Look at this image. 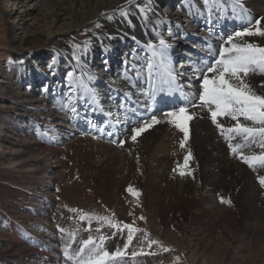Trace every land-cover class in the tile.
<instances>
[{
    "label": "bare ground",
    "instance_id": "obj_1",
    "mask_svg": "<svg viewBox=\"0 0 264 264\" xmlns=\"http://www.w3.org/2000/svg\"><path fill=\"white\" fill-rule=\"evenodd\" d=\"M241 2L246 10L244 14H241L239 9L234 14L231 3L226 2L220 6L219 11H213L212 23L209 24L208 11L204 8L202 0H150V3L149 0H133L131 5L127 0H15L12 5H16L14 13L17 22L15 24L12 22L8 27L7 38L11 40L10 43L7 42L9 48L15 52L23 49L38 51L39 49L32 48V41L28 39L42 35L46 45L50 48L40 55L56 58L51 66L45 65V68L39 69L34 66L35 62L30 60L38 52L37 54L35 51V53H25L23 57L13 54L12 66L14 67H10L8 73H4L5 68L0 69V99L3 102L0 105V186L4 187V184L10 186H5L10 192L8 204L0 205V215L9 220L10 228L7 233L0 231V264L4 261L9 264H38L40 254L45 256L41 247L48 250L47 241L43 237H37L24 225L25 222H32L31 215L27 213L24 217L16 214L12 216L13 207L9 205L13 203L22 210L27 209L49 225L45 220L48 214L45 211L47 207L41 203L46 200L53 202L51 196L47 195L48 191L38 193L39 190L32 195V188L25 185L33 183L34 187L39 186V179H42L40 176L47 174L50 175L49 178L57 181L60 177L59 156L65 150L74 151L79 148L88 150L91 154L97 152L110 162L126 163V165L128 162L132 164L138 155L143 164L142 169L144 168L147 172L146 185L150 190L154 189V193L157 194L155 204H160L159 206L169 213L170 204L167 205L161 200L164 194H168L171 188H177L181 192L186 190L187 195L191 194L192 203H195L197 210L201 212L194 214V219L203 221V227L210 224L212 227L219 226L221 217L224 215L225 218H229V222L233 221V207L222 203L221 197L227 200L228 191L231 190L232 194L236 191L237 193L233 195L234 198L236 196L237 207L240 211L241 224L239 227L249 233L252 229L246 228L245 224L257 226L258 232L264 231L262 226L264 224V194L261 195L264 186L260 184L258 186L254 182L259 176H264V168L248 169L246 168L248 165L237 154L233 153L230 156L227 153L226 149L230 150V141L211 122L206 109L199 107L189 109V113H194V116L188 122L189 139L184 148H181L179 144L183 139V133L164 118L163 114L171 110L153 114L161 119V123L157 124L158 128L147 129L135 142L130 139L132 128L151 117L146 107L135 103V101L145 100L140 93L145 91L148 85L147 74L144 71L148 53L143 46L149 41L156 42L158 36H163L171 45L168 59L174 70L181 71L186 67L191 68L187 58L190 54V43L196 42L202 45L209 43L207 45L217 53L219 46L224 43L228 35L245 27L255 26L257 19L261 21L260 26L264 27L263 17L260 18V15L248 10H254L257 7L264 8V0H241ZM146 3H149L148 10L146 13H141L139 7H143ZM162 6L164 8H161ZM30 10L36 12V16L32 17V23L28 25L26 17L31 15ZM125 10L127 11L126 16L122 14ZM103 13L107 15H102ZM49 19L50 23H48ZM226 26L231 29H226ZM77 28L88 29L84 39L78 40L79 43L86 39L90 40L86 52L77 53L80 56L79 63L73 59L71 45L75 42L66 39L67 36H72ZM229 30L230 32H227ZM21 36L25 38L24 48L13 44ZM243 41L264 47V37L245 36ZM124 46L127 49H124L126 52L123 53L124 58H121L123 64L120 65L121 59L119 63L114 59L111 64L109 63L108 71L112 73V78L110 84L107 85L102 81L99 73L92 72L93 67L100 65V58L97 54L101 53L102 59L112 60L111 55L118 53L119 49ZM60 62H65L75 77H83L85 82L95 84L96 88L93 89L98 94V106H90L85 99L78 98L75 102L77 113L74 117L59 110V105L68 92L69 81L68 74H64L67 69L61 67ZM24 72L26 73L23 75ZM47 74L51 78V81L47 80L49 84L44 83L43 80ZM192 74L188 75V72H184L182 76L178 75L179 78L177 76L180 86L186 92L191 91L187 81ZM89 76H91L90 81ZM40 80H43L41 86L30 88L26 92L28 85L36 86ZM246 80L258 95L264 96V74L251 73ZM193 83L198 89V81H193ZM113 88L114 92H112ZM126 92L132 94V100H125ZM76 95L79 97L80 93ZM122 103H125L126 109L120 107ZM99 107L103 108V112L98 110ZM28 109L32 111L31 114H27ZM42 109L51 112L46 114ZM108 112L113 114V119L119 114L122 122L115 127L111 124L106 125L109 119ZM89 121H92L96 127L90 126ZM220 122L226 128L234 123L227 117L220 118ZM241 122L253 126L252 122L243 120ZM102 126L105 128L103 132L100 131ZM62 127L67 130L69 135L66 137L69 136L68 138L60 135ZM109 133L112 135L109 136ZM94 136L97 138L94 139ZM62 138L67 141H63ZM120 140L125 141L123 146L119 145ZM231 143L240 144V152L248 156L258 155L264 151L258 137L250 138L248 141L236 137ZM189 151L192 158L189 160L186 172L190 171L191 174L181 176L179 171L183 166L184 156ZM118 152L119 156L116 155ZM54 160L58 165L54 164ZM192 177L195 185L190 184L189 180ZM167 180L171 182V185ZM160 184L164 187L161 188ZM141 185L143 186V183ZM216 192H222L220 198L213 196L217 194ZM49 193L51 195V192ZM160 194L162 196L159 199ZM33 199L38 204L40 202V206L44 207L42 209L44 212L32 207ZM166 225L169 224L166 223ZM190 233L191 238L183 241L187 245V253L184 254L188 256L186 255L185 259L192 264H215L218 256L209 253L210 243L203 245L200 238L196 237L197 232V234ZM20 234L25 240L17 238ZM170 237L174 239L172 235ZM19 245H23L20 255L22 257L21 260H16L14 247ZM242 252V245L235 246L234 251L224 252L225 254L218 259L217 264H226V262L228 264H257L255 259H247Z\"/></svg>",
    "mask_w": 264,
    "mask_h": 264
},
{
    "label": "rangeland",
    "instance_id": "obj_2",
    "mask_svg": "<svg viewBox=\"0 0 264 264\" xmlns=\"http://www.w3.org/2000/svg\"><path fill=\"white\" fill-rule=\"evenodd\" d=\"M12 1L15 2V0H0V69L5 68L4 73H8L10 71V67H14L12 66V55L17 54L18 56L23 57L25 53L29 52H36V54L38 52L36 56L30 59L32 62H35V67L40 69L45 68V65L51 66L52 63L55 61L56 57L54 58V56L47 57L45 55H40L41 53L45 52L46 50H49L50 48L48 47V45H46L44 37L42 35L39 37H32L31 39H28V41H32L33 47H31L34 49H39L38 51H26L25 49H23L18 50L19 52H15L13 49L9 48L8 43H10L11 40L7 38L8 27L9 25H11L12 22L14 24L17 22L16 14L14 13L16 5H12L14 3ZM161 8H164V6H162ZM248 10L251 13L255 12L257 15H260V18L263 17L262 19L264 21V8L257 7L254 10ZM30 11L32 12V10ZM34 16H36V12H32L29 17H26L28 19V25H31V19ZM50 22L51 20L49 19L48 23ZM87 30L88 29L86 28H77L74 34H72V36H74L75 38L69 35L66 37V39L71 40L75 43H79L78 40L84 39L85 34L88 32ZM13 44L23 47V44H25V38H22L21 36L20 39L13 42ZM124 47L120 48L118 53L111 55L112 60L102 59L101 53L97 54L98 58H100V65L93 67L92 72L99 73V76L101 75L100 78L102 79V81L106 82L108 85L110 84L112 78V73L108 71L109 63L111 64L113 59L115 62L119 63V59L124 58L123 53L126 52V50L124 49H127L126 46ZM122 59L120 60V65L123 64ZM88 65L91 64L88 63ZM60 66L64 67V69H67L64 74H68L71 71L68 66L65 65V62H60ZM25 73L26 72H24L23 75ZM45 78L43 79L44 83L49 84L47 80L49 79L51 81L50 75L47 74ZM42 81L40 80V83L37 82L36 86H29L27 84L28 89L26 92H28L30 88H38V86H41ZM89 85L92 88H96L94 86L95 84L89 83ZM114 91L115 89L112 92ZM2 103L3 102L0 99V105ZM27 111V114H31L32 112L29 109ZM42 111L46 114L51 112L46 109H42ZM22 112L26 114L25 111ZM128 125L131 126L130 124ZM154 126L152 127L153 129L159 127L157 124ZM60 131L61 136H65V138L69 137H66V135H69L67 134L66 129L62 127ZM63 141L67 140L63 139ZM80 149L81 148L76 149L74 151L65 150L59 156L60 162L58 163H61L58 169L60 170V177L57 181L56 179H52L51 177L49 178L50 175L47 174L44 176H40V178L42 179H39L40 183L39 186H36L37 188L34 187L33 183H30V185H25L26 187L32 188V195L38 192V190V193H47L48 191L47 195L51 196L53 202H48L46 200L44 201V203L41 204H44L47 207L45 211H47L48 214L45 220L50 226L46 225L44 221L42 222L40 218L36 217L37 215H33L32 212L27 211V209L22 210L20 207H16V205L13 203L9 205L13 207V212L11 213L12 216L20 215L24 217V215H27V213L31 215L32 222H25L24 225L27 226V228L32 231L35 235H37V237H43L44 240L48 243V250H44V247H41L43 254L45 253V256L42 255V253L40 254V261L38 262V264H71V261H67L64 256L63 250L65 245L71 243L73 250H75L79 247V242L83 239H87L89 234L93 236H98L100 234L107 236L108 239L106 241V247L109 251H114L118 247H123L124 240L126 239V234H117L114 236L113 230L108 227L102 228L101 233H97L95 229L99 227V225L95 221H93L91 224V232L86 231L85 229L88 228V222L78 221V219L76 218L77 214L69 210L71 208H78L87 212H94L99 215L114 214L117 220L126 223H132L133 220H135L136 226L146 231V233L148 234L147 237H145L144 232H140L135 235L134 240L130 245L128 251L130 253L131 251H139L141 248H143V251L145 253L152 254L141 255L136 257L135 259H133L129 255L125 258L122 264H192L187 259H185L188 256V254H186L187 256L184 254L187 253V245L183 242L184 239L189 240L191 238L189 235L190 232H192L190 234H195L197 232L198 235H196V237L200 238V241L203 243V245L205 243H210L211 246L208 249L210 251L209 253L217 254L218 256L215 261V264H217L218 259L223 256V254H225L224 252H227V250L234 251V247L240 245H242L243 248V256H246L247 259L250 260L255 259L257 264H264V231L261 230L258 232V229L256 228L257 226L255 227L252 225L245 224L246 228L248 227L252 229L249 233L239 227V225L241 224V220L239 216L240 211L237 207L238 203L236 196L234 198V195L237 193L236 191L235 193H233L234 195L232 194V192H230L231 190L227 193L229 194L227 195V200L231 201V203L227 205L233 207L234 210L233 221L229 222V218H225L224 215L221 217V222L219 223V226L214 225V227H212L210 224L203 227V221H196V219H194V214H200L201 212L197 210V206H195V203H192L191 194L187 195L186 190L181 192L177 188H171V193L168 192V194H164L161 200L164 201V203H166L167 205L170 204L169 208L171 210L169 213H166L164 208L159 206L160 204H155V202L157 201L155 196L157 194L154 193V189L150 190L146 185L147 172L144 170V168L142 169L143 164L138 155L137 157H135L132 164L131 162H128L129 165H126V163H113V161L110 162V160H108L106 157H102L103 155H99L97 152L91 154V152L88 150ZM226 151L230 156H232L233 153L231 152V150L226 149ZM119 152L116 154L117 156H119ZM114 153L116 152L114 151ZM58 163L55 162L54 164L58 165ZM246 168L251 169L247 166ZM141 170H143V172ZM189 181H191L190 184L195 185L193 177ZM167 182H169V184L171 183L169 180H167ZM254 182L259 186L258 179H256ZM142 183L143 186L141 185ZM162 184H160L161 188L164 187ZM4 185L6 187H10L7 184ZM129 185L139 190V197H134L126 191ZM5 186H0V205L3 206H6L8 204V200L10 198V192L6 190ZM49 192H51V195ZM177 192H179L178 194L180 196L177 194ZM201 192L204 191L201 190ZM180 193H183L184 195ZM263 194L264 189L261 190V195ZM221 195L222 192H219L217 194H214L213 196L220 198ZM161 196L162 195L160 194L159 199L161 198ZM143 200H145V202ZM185 202L188 203L186 204ZM37 204L38 202L33 199L32 207H36V209L40 210V212H44L42 210L44 207L40 206V202L38 205ZM187 205L190 207L188 208ZM129 213H132V215H129ZM169 214L170 216H173L170 217ZM141 215L145 217L144 220L139 219ZM11 219L14 218L11 217ZM166 223L169 225H166ZM262 226L264 227V224ZM45 228H47L48 230H46ZM60 229H63L64 231H60ZM9 230V220L0 215V231L2 233H7L9 232ZM73 232L76 233L75 240H73L71 236V233ZM170 235H172L174 239H172ZM17 238H19L20 240H25V238L21 234L18 235ZM149 240H155L159 243L153 244L149 248ZM230 240H233V242H229ZM22 246L23 245L14 247L16 260H21L22 256L20 255ZM164 249L168 250L165 251ZM199 251L204 253L203 250L199 249ZM2 263L9 264V262L7 261H4ZM226 264L228 263L226 262Z\"/></svg>",
    "mask_w": 264,
    "mask_h": 264
},
{
    "label": "snow or ice",
    "instance_id": "obj_3",
    "mask_svg": "<svg viewBox=\"0 0 264 264\" xmlns=\"http://www.w3.org/2000/svg\"><path fill=\"white\" fill-rule=\"evenodd\" d=\"M127 2L131 5L133 0H127ZM226 2L231 3L234 14L237 12V9H239L241 14L246 12L241 0H202L204 8L208 11L209 24L212 23L213 11H219L220 6ZM149 3H146L143 7H139V11L146 13ZM122 14L126 16L127 11H123ZM102 15L107 14L103 13ZM260 25L261 21L257 19L255 26L245 27L242 30L228 35L224 43L219 46V54L215 59H210L202 65L199 62L194 64L192 66L193 74L189 77L188 81V88L191 91L188 92L177 83L178 74L169 62L168 56L171 45L163 36H158L156 42L149 41L143 46L148 53L146 58L147 62L144 66V71H146L148 78V88L140 93L145 97V100L143 102L135 101V103L140 104L141 107H146L149 113H151L158 93L173 94L179 92L184 100L182 106L165 112L163 115L168 123L183 133V139L179 142L181 148L186 146V142L189 139L188 122L194 116V113H189V107H199L207 110L211 122L230 141L229 148L232 153L237 154L249 168H264V151L258 155L253 154L248 156L240 152V144L233 145L231 143L236 137H240L244 141L258 137L261 141V147H264V96L258 95L246 80L251 73L259 72L264 74V47L243 41V37L245 36L264 37V27ZM89 43L90 40L86 39L82 43H73L71 45L73 48V59L78 63L80 56L77 53L86 52ZM213 51L209 47L210 57ZM68 77V92L59 105L61 112L71 114L74 117L77 113L75 102L78 98L85 99L90 106L99 105L96 90L90 87L89 83L85 82L83 77L77 78L73 72H69ZM88 80H91V76L88 77ZM193 81H198V89L195 88ZM76 93H80V96L77 97ZM125 100H132V94L130 92L125 93ZM193 100H197V102L192 103ZM120 107L126 109L125 103H122ZM93 110L97 109L93 108ZM98 110L103 112L102 107H99ZM107 116L109 119L106 121V125L111 124L115 127L122 122L119 114L115 119H113L111 112H108ZM225 117L230 118L234 122L230 127L226 128L220 122V118ZM241 120L252 122L253 126H248L247 123H242ZM159 123H161V119L156 115H151L150 119H144L139 126L132 128L131 141L135 142L147 129ZM89 124L92 127H96L92 121H89ZM104 130L105 128L102 126L100 131L103 132ZM111 135L112 133H109V136ZM93 138L95 139L97 137L94 136ZM113 143H116V141H113ZM124 144V140L119 141L120 146ZM191 158V152L189 151L184 156V163L179 171L181 176L191 174L190 171L186 172ZM258 182L261 186H264V176H259ZM126 191L134 197H139L140 195L139 190L131 185L127 187ZM221 202L226 204L231 203L230 200H225L223 197H221ZM69 210L77 214L76 218L78 221L88 222L86 231L91 232V224L95 221L99 225L95 229L97 233H101L102 228L108 227L113 230L114 236L117 234H126L123 247H118L114 251L107 249L106 241L108 237L103 234L98 236L89 234L87 239L79 242V247L75 250H73L71 243L66 244L63 252L66 260L71 261V264H122L129 255L135 259L141 255L152 254L145 253L143 248L139 251H131L129 253V247L137 233L144 232L145 237L148 235L145 230L136 226L135 220L132 223H126L117 220L114 214L99 215L78 208H71ZM129 215H132V213H129ZM139 219L144 220L145 217L141 215ZM60 231L64 230L60 229ZM71 236L75 240L76 233H71ZM158 243V241L149 240L148 247L150 248L153 244ZM164 250L167 251L168 249Z\"/></svg>",
    "mask_w": 264,
    "mask_h": 264
}]
</instances>
